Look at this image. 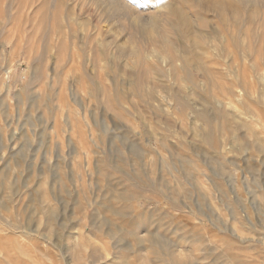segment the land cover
Segmentation results:
<instances>
[{"label": "rangeland", "instance_id": "374dc122", "mask_svg": "<svg viewBox=\"0 0 264 264\" xmlns=\"http://www.w3.org/2000/svg\"><path fill=\"white\" fill-rule=\"evenodd\" d=\"M228 1L0 0V264H264V2Z\"/></svg>", "mask_w": 264, "mask_h": 264}, {"label": "bare ground", "instance_id": "6f19581e", "mask_svg": "<svg viewBox=\"0 0 264 264\" xmlns=\"http://www.w3.org/2000/svg\"><path fill=\"white\" fill-rule=\"evenodd\" d=\"M197 1L200 3V5L206 8H227V7H229V9L232 8V4L228 0H197ZM245 1L246 0H242V2H245ZM261 1L264 2V0H261ZM150 6L147 7L148 14H147V19H146L147 25L149 27H151L152 23H154L153 22V11L150 10L151 9ZM175 9L178 10L177 7ZM182 19L185 20V22L187 21V19H185L183 15H182Z\"/></svg>", "mask_w": 264, "mask_h": 264}]
</instances>
